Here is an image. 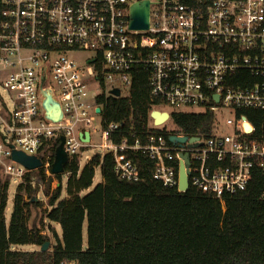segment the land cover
Segmentation results:
<instances>
[{
	"label": "built area",
	"instance_id": "2783aa9c",
	"mask_svg": "<svg viewBox=\"0 0 264 264\" xmlns=\"http://www.w3.org/2000/svg\"><path fill=\"white\" fill-rule=\"evenodd\" d=\"M141 1L148 2V27L131 28L130 8ZM0 6V174L9 181L20 183L29 172L13 151L39 158L35 171L51 176L47 142L62 137L68 159L89 160L88 146L111 153L122 181L140 180L138 165L120 157L137 152L154 161V179L184 192L182 165L188 187L211 193L222 208L252 175L264 182V0H0ZM74 53L86 56L77 60ZM138 67L146 70L151 100L144 140L113 143L120 123H104L102 101L127 96ZM44 90L57 100L60 121L45 117ZM178 107L209 114V129L176 131L173 114L183 111L166 108ZM154 110L167 118L154 124ZM85 131L87 141L79 137Z\"/></svg>",
	"mask_w": 264,
	"mask_h": 264
},
{
	"label": "trees",
	"instance_id": "16d2710c",
	"mask_svg": "<svg viewBox=\"0 0 264 264\" xmlns=\"http://www.w3.org/2000/svg\"><path fill=\"white\" fill-rule=\"evenodd\" d=\"M1 10V6H0ZM146 70L138 72L125 97L103 99L104 123H120L110 140H144L151 106ZM256 112V111H254ZM248 118L256 127L257 119ZM176 131L197 135L209 129V114L175 113ZM53 152L59 139L47 142ZM138 165L140 180H119L109 152L96 151L81 167L77 156L68 159L65 198L59 185L49 193L48 208L32 200L43 183L41 170L27 172L17 184L8 220L9 180H0V264H264L263 179L252 175L247 188L226 196L223 208L204 189L189 186L184 192L154 179V161L137 152L121 154ZM98 167L102 181L87 193ZM55 222L52 249L12 250V245L41 246L48 241L44 221ZM86 242L83 243V226Z\"/></svg>",
	"mask_w": 264,
	"mask_h": 264
},
{
	"label": "water",
	"instance_id": "95a60500",
	"mask_svg": "<svg viewBox=\"0 0 264 264\" xmlns=\"http://www.w3.org/2000/svg\"><path fill=\"white\" fill-rule=\"evenodd\" d=\"M129 27L136 29H146L148 27V2L141 1L134 3L130 8V23ZM42 93V107L44 110V115L47 119L57 122L62 118L61 110L57 100L55 99L53 93L50 90H44ZM113 95L117 96L119 94L117 89L112 90ZM99 111V108L96 109ZM150 117L153 119L154 124H160L167 118L166 112H160L157 110L150 112ZM79 137L82 140L87 141L88 133L82 132ZM171 141H184V137H170ZM11 158L14 161L19 162L25 166L29 171L35 170L41 166V161L35 156L25 155L20 151H13ZM68 161V156L63 149V138H59V144L56 146L53 153V161L51 163L50 172L52 175L64 173V166ZM178 188L182 191L188 189L187 183V172L184 167L181 165L178 172ZM32 200H36L35 195L32 197ZM49 246V241H45L40 246V251L47 250Z\"/></svg>",
	"mask_w": 264,
	"mask_h": 264
},
{
	"label": "rangeland",
	"instance_id": "374dc122",
	"mask_svg": "<svg viewBox=\"0 0 264 264\" xmlns=\"http://www.w3.org/2000/svg\"><path fill=\"white\" fill-rule=\"evenodd\" d=\"M86 54L85 53H74L73 57L74 59L80 60L83 59V57H85ZM168 110V112H172V111H183V112H194L196 111L194 108H190V107H183V108H166ZM168 127L172 128L174 127L173 122L171 120L168 121ZM92 125L88 127V129H92ZM96 141L99 140L98 135L96 137ZM99 148L94 147V146H88L85 149L84 154L85 155H92L93 153H95L96 151H98ZM83 156V155H82ZM80 157V155H79ZM88 160H85L83 157L81 159H79V166L81 167L82 165H84ZM61 186H62V191H61V196L60 198H65L66 194L64 192V187H65V180H66V175L64 173L61 174ZM4 176L0 174V180H4ZM7 179V178H6ZM102 181L101 175H100V171L99 168L96 167L95 168V176L93 178V183L91 185V187L85 191L82 192V194L87 193L90 189H92L96 184H98L99 182ZM18 184V181L15 179H12L9 181V187L7 190V204H6V208L4 210V215H5V219L8 220L10 212H11V208H12V201H13V196L16 190V186ZM59 185V181L57 178H55L53 175L48 176L47 178L44 177L43 183L39 185L38 191L35 194L36 200H39L41 203V208H40V213L42 214V210H45L46 208H48L47 205V201H48V197L49 195H45V190L48 188L49 189V193L52 192L53 189H55L57 186ZM44 221V220H43ZM54 231L56 233V235H60V229L57 223L55 222H49L47 220L44 221V228H43V233H45L48 236V241H49V246L47 249L51 250L52 249V245L54 244V238H53V232ZM86 242V225L83 226V243ZM40 246L37 245H33V244H24V245H12V250H18V251H36L39 250Z\"/></svg>",
	"mask_w": 264,
	"mask_h": 264
},
{
	"label": "crops",
	"instance_id": "0c3cea01",
	"mask_svg": "<svg viewBox=\"0 0 264 264\" xmlns=\"http://www.w3.org/2000/svg\"><path fill=\"white\" fill-rule=\"evenodd\" d=\"M11 249H12V246H11Z\"/></svg>",
	"mask_w": 264,
	"mask_h": 264
}]
</instances>
